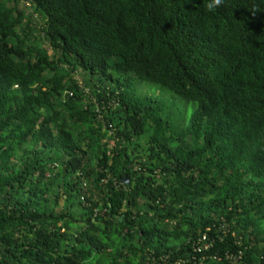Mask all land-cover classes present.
Segmentation results:
<instances>
[{
	"label": "trees",
	"instance_id": "16d2710c",
	"mask_svg": "<svg viewBox=\"0 0 264 264\" xmlns=\"http://www.w3.org/2000/svg\"><path fill=\"white\" fill-rule=\"evenodd\" d=\"M205 3L0 0V264H264V0Z\"/></svg>",
	"mask_w": 264,
	"mask_h": 264
},
{
	"label": "rangeland",
	"instance_id": "374dc122",
	"mask_svg": "<svg viewBox=\"0 0 264 264\" xmlns=\"http://www.w3.org/2000/svg\"><path fill=\"white\" fill-rule=\"evenodd\" d=\"M141 86H143L144 89L149 90L153 95L160 97L161 99H163V97H166L167 100L169 99V101L178 100L181 104V107H183V105L186 103L184 100L174 96L168 89L162 88L158 85L143 83ZM188 105L192 107L191 104Z\"/></svg>",
	"mask_w": 264,
	"mask_h": 264
},
{
	"label": "clouds",
	"instance_id": "9594fccd",
	"mask_svg": "<svg viewBox=\"0 0 264 264\" xmlns=\"http://www.w3.org/2000/svg\"><path fill=\"white\" fill-rule=\"evenodd\" d=\"M222 3L223 0H206L205 8L208 12H215Z\"/></svg>",
	"mask_w": 264,
	"mask_h": 264
},
{
	"label": "built area",
	"instance_id": "2783aa9c",
	"mask_svg": "<svg viewBox=\"0 0 264 264\" xmlns=\"http://www.w3.org/2000/svg\"><path fill=\"white\" fill-rule=\"evenodd\" d=\"M201 242L204 243V247H203V249H204L205 251L209 250V248L212 246L211 244L206 243V236L203 237V239L201 240ZM196 251H197V252H200L201 249H196Z\"/></svg>",
	"mask_w": 264,
	"mask_h": 264
},
{
	"label": "water",
	"instance_id": "95a60500",
	"mask_svg": "<svg viewBox=\"0 0 264 264\" xmlns=\"http://www.w3.org/2000/svg\"><path fill=\"white\" fill-rule=\"evenodd\" d=\"M123 183H128L129 184V179L128 178H124L123 179Z\"/></svg>",
	"mask_w": 264,
	"mask_h": 264
}]
</instances>
